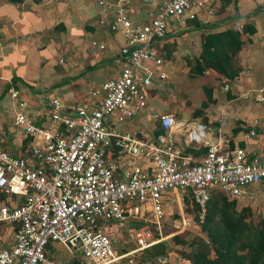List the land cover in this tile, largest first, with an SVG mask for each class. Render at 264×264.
Wrapping results in <instances>:
<instances>
[{"label": "built area", "instance_id": "1", "mask_svg": "<svg viewBox=\"0 0 264 264\" xmlns=\"http://www.w3.org/2000/svg\"><path fill=\"white\" fill-rule=\"evenodd\" d=\"M95 1L109 12L115 8L110 26L124 36L125 65L117 77L102 85L104 96L93 109L78 106L69 113L54 99L46 115L49 129L36 126L25 112L27 103H20L17 125L41 143L32 144L27 158L11 154L0 140V191L11 199L0 205V224L13 227V242H0V264H172L168 252L152 259L146 256L148 249L164 242L165 208L173 200L171 193L182 200L190 196L202 223L208 202L217 193L238 201L247 186L264 185V158H252L246 149L209 145L200 161L184 156L172 139L177 125L172 114L158 116L164 132L156 138H139L107 124L117 111L118 120L124 121L136 109L147 107L154 82L146 63L164 66L166 60L156 45L166 38L170 20L185 23L201 10L211 14V3L166 0L149 12L148 21L135 23L133 0ZM160 77L166 78L164 73ZM224 88L228 90L229 83ZM100 93L95 90L92 96ZM18 94L11 90L12 98ZM184 129L190 141L205 137L203 124ZM255 135L252 129L248 136ZM114 147L119 151L111 158ZM178 210L170 215L175 230L169 240L186 232L200 235L195 218L187 216L185 209ZM56 242L69 257L49 255ZM174 245L169 247L179 248Z\"/></svg>", "mask_w": 264, "mask_h": 264}, {"label": "crops", "instance_id": "2", "mask_svg": "<svg viewBox=\"0 0 264 264\" xmlns=\"http://www.w3.org/2000/svg\"><path fill=\"white\" fill-rule=\"evenodd\" d=\"M133 1V21L143 23L149 12L166 0ZM208 1L211 14L201 10L185 23L170 20L166 38L156 45L166 60L164 66L146 63L154 82L147 107L136 109L124 121L118 120L117 111L107 124L139 138H156L162 129L158 116L168 113L177 123L172 133L176 147L194 161L204 157L209 145L223 150L240 147L252 158H264V0ZM110 9L100 8L95 0H0V140L5 150L31 158L32 144L41 143L16 123L21 102L27 103L25 112L36 126L49 129L46 115L54 99L73 113L78 106L93 109L103 98L102 85L117 77L125 65L121 55L124 36L112 31L115 8ZM248 26L256 31L250 34L248 29L242 36L239 76L226 81L211 71L202 75L191 71L190 62L195 64L201 53L203 35L241 31ZM162 73L165 79L160 77ZM12 89L18 91L17 98H12ZM95 90L101 93L92 96ZM199 124L205 126L204 139L190 141L184 128ZM252 129L257 135L248 136ZM118 151L114 147L109 156L116 157ZM140 164L149 165L147 161ZM170 195L173 200L167 201V217L176 209H185L179 194ZM10 202L0 191V205ZM247 207L264 218V185L247 186L237 210ZM169 235L162 238L171 244ZM0 242H13L11 225L0 224ZM171 248L167 251L169 262L187 264V259Z\"/></svg>", "mask_w": 264, "mask_h": 264}, {"label": "trees", "instance_id": "3", "mask_svg": "<svg viewBox=\"0 0 264 264\" xmlns=\"http://www.w3.org/2000/svg\"><path fill=\"white\" fill-rule=\"evenodd\" d=\"M248 29L250 34L256 31L248 26L241 31L229 29L203 35L201 53L196 57L195 64L190 62L191 71L198 75L211 71L226 81L239 76L242 67L238 56L244 44L242 36ZM162 133L160 129L158 134ZM183 199L186 215L198 222V209L194 200L190 196H184ZM197 222L206 239L197 237L188 241L185 237L187 233L171 239L180 247L189 246L190 251H183L182 254L190 264H264V218L253 213L251 208L238 211L236 200L217 193L208 202L204 221ZM168 248V242H161L148 249L146 256L152 259L165 255Z\"/></svg>", "mask_w": 264, "mask_h": 264}, {"label": "rangeland", "instance_id": "4", "mask_svg": "<svg viewBox=\"0 0 264 264\" xmlns=\"http://www.w3.org/2000/svg\"><path fill=\"white\" fill-rule=\"evenodd\" d=\"M175 207H177V205H175ZM185 209H186V204H185ZM177 212L179 213V210H177V209L174 210V214H176ZM171 219H172V216H168L167 217V221L165 222L164 228H163V234H165V233H173L174 232L175 228H173V226H172L173 223H172ZM174 219H177V218L174 217ZM154 232H157L155 227H154ZM186 233H187V235H185V237H186V239L188 241H191L192 239L197 238V237H202V238L206 237V235L204 233H201V232H200V235L195 234V233H191V232L190 233L186 232ZM170 242H172V244L174 245L173 241H170ZM116 246H117V250H119L120 247H119V245L117 243H116ZM182 247H183V245H181V247L179 246V248H178L179 250L175 249L176 252H178L179 254L183 255L182 254L183 251H186V250L190 251L189 246H185L183 248ZM171 250H173V249L171 248ZM184 253H186V252H184ZM57 254H62L65 257H69L70 256V253L67 251V249L63 245H61V244L56 242V243L53 244V247L51 248V251H50L49 255L52 256V255H57ZM183 257H185V256H183Z\"/></svg>", "mask_w": 264, "mask_h": 264}]
</instances>
